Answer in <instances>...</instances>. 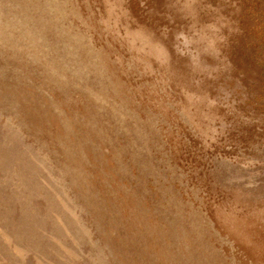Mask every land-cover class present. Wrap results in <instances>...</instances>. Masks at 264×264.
Segmentation results:
<instances>
[{"label": "rangeland", "instance_id": "rangeland-1", "mask_svg": "<svg viewBox=\"0 0 264 264\" xmlns=\"http://www.w3.org/2000/svg\"><path fill=\"white\" fill-rule=\"evenodd\" d=\"M0 264H264V0H0Z\"/></svg>", "mask_w": 264, "mask_h": 264}, {"label": "bare ground", "instance_id": "bare-ground-1", "mask_svg": "<svg viewBox=\"0 0 264 264\" xmlns=\"http://www.w3.org/2000/svg\"><path fill=\"white\" fill-rule=\"evenodd\" d=\"M126 108V107H125ZM193 192V191H192Z\"/></svg>", "mask_w": 264, "mask_h": 264}]
</instances>
